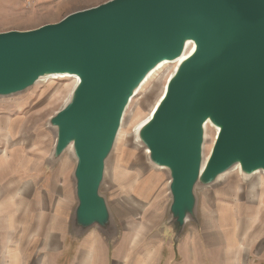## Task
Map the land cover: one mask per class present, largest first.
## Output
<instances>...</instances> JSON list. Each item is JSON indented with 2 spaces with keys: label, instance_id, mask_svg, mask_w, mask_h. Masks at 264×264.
<instances>
[{
  "label": "water",
  "instance_id": "obj_1",
  "mask_svg": "<svg viewBox=\"0 0 264 264\" xmlns=\"http://www.w3.org/2000/svg\"><path fill=\"white\" fill-rule=\"evenodd\" d=\"M196 51L167 85L139 134L151 163L171 175L170 214L177 234L195 216V190L240 165L264 173V0H109L59 23L0 33V97L20 94L50 75L80 84L51 119L54 158L73 146L75 226L105 227L106 163L134 92L159 63ZM219 127L211 156L208 125Z\"/></svg>",
  "mask_w": 264,
  "mask_h": 264
},
{
  "label": "rangeland",
  "instance_id": "obj_2",
  "mask_svg": "<svg viewBox=\"0 0 264 264\" xmlns=\"http://www.w3.org/2000/svg\"><path fill=\"white\" fill-rule=\"evenodd\" d=\"M108 1L0 0V33L30 31L59 23L72 13ZM179 65L171 63L150 77L130 103L101 185L111 220L105 227L95 225L85 230L77 227L76 235L71 233L72 249L75 241L80 249L75 264H93L92 254L86 250L94 251L97 247L103 248L110 264H155L153 256L158 245L171 244L173 235L176 244L191 229L210 246L222 240L237 241L238 232L253 238L257 235L261 219L264 221V175L248 177L236 168L222 175L213 185L196 187L195 216L185 231L177 234V226L170 214L173 202L170 172L158 170L151 163L136 130L150 118L164 95L171 74ZM74 80H44L20 94L0 97V141L6 145L5 149L31 138L56 145L58 129L50 122L69 103V95L78 85ZM206 130L203 154L207 159L217 132L211 125ZM64 155L73 160L75 167L74 153L67 151ZM254 209H259L257 216L252 213ZM25 251H15L17 254L10 264H38L22 262L21 253Z\"/></svg>",
  "mask_w": 264,
  "mask_h": 264
},
{
  "label": "crops",
  "instance_id": "obj_3",
  "mask_svg": "<svg viewBox=\"0 0 264 264\" xmlns=\"http://www.w3.org/2000/svg\"><path fill=\"white\" fill-rule=\"evenodd\" d=\"M5 148L0 141V264H10L15 251L25 250L22 262L75 264L80 249L76 241L73 249L71 245L77 207L73 160L66 155L54 158L55 145L35 138ZM259 209L252 213L257 216ZM258 228L254 238L238 232L237 241L222 240L214 246L206 245L196 230H187L180 242L175 244L173 235L171 244L158 245L153 260L155 264H264L263 219ZM102 249L86 250L93 264H110Z\"/></svg>",
  "mask_w": 264,
  "mask_h": 264
},
{
  "label": "bare ground",
  "instance_id": "obj_4",
  "mask_svg": "<svg viewBox=\"0 0 264 264\" xmlns=\"http://www.w3.org/2000/svg\"><path fill=\"white\" fill-rule=\"evenodd\" d=\"M196 46H195V44H194V42H192V41H187L186 42V45H185V52L178 58V59H176V60H173V61H171V62H169V61H164V62H161V63H159V65L156 67V69H154L152 72H150V74L145 78V81L141 84V86L134 92V98L136 97V96H138V93L140 92V90H142V87L146 84V82L148 81V79L150 78V77H153L154 75H156V73L157 72H159V71H161L165 66H168V65H171V63H179L180 65L173 71V73L171 74V77L169 78L170 80H171V78L175 75V73H176V71L179 69V67L183 64V62L184 61H186V59L187 58H189L195 51H196ZM65 78H74L75 80V82H77L78 83V85L80 84V80H79V78L77 77V76H75V75H70V74H65V75H50V76H47V77H45V78H43V79H41L40 81H39V83L40 82H42V81H44V80H46V81H49L50 79H65ZM169 80V81H170ZM169 81H168V83H169ZM168 83H167V85H168ZM77 85V86H78ZM167 85H166V87H165V90H164V95L162 96V98L160 99V101L157 103V106H155V108H154V111H153V113L151 114V116H150V118L147 120H145V121H143L141 124H140V126L137 128V130H136V136H137V138L139 139V134H140V131L142 130V128L145 126V124L146 123H148L150 120H151V118H152V116L154 115V113H155V111H156V109H157V107L159 106V104H160V102L162 101V99L164 98V96L166 95L165 93H166V89H167ZM77 86L74 88V90L77 88ZM144 88V87H143ZM74 90H72L71 91V93H70V95H69V97H70V99L72 98V94L74 93ZM133 98V99H134ZM132 99V100H133ZM132 100H131V102H132ZM130 102V103H131ZM130 103H129V105H130ZM129 105H128V107H129ZM128 107H127V109H128ZM127 109H126V113H127ZM126 113H125V115H126ZM124 118H125V116H124ZM124 118H123V121H124ZM122 121V122H123ZM210 125V124H209ZM215 130H216V132L218 133V131L220 130L219 129V127L218 128H216L214 125H211ZM206 129H207V127H206ZM121 130H122V127H121V129H120V131H119V133H118V136H117V138L119 137V135H120V132H121ZM216 133V134H217ZM207 134V130L205 131V137L207 136L206 135ZM216 138V137H215ZM216 140H217V138H216ZM216 143V141L214 142V144ZM214 144H213V146H214ZM213 148V147H212ZM70 150L69 151H73V146H71L70 148H69ZM211 151H212V149H211ZM211 151H210V153H209V156L207 157V159L211 156ZM148 154H149V152L146 150V155L148 156ZM148 157H150V156H148ZM235 168L236 169H238L239 171H240V173L242 174V175H245L243 172H242V170H241V168H240V165H236L235 167H234V170H235ZM158 170L159 169H161V170H165L164 168H161V167H159V168H157ZM263 172H256V173H254V174H252V175H250V176H254V175H259V174H262ZM263 175H264V173H263ZM246 176V175H245ZM249 176V177H250ZM220 179V178H219Z\"/></svg>",
  "mask_w": 264,
  "mask_h": 264
}]
</instances>
